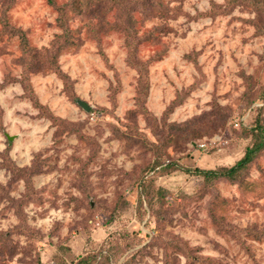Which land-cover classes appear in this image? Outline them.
Listing matches in <instances>:
<instances>
[{
  "label": "rangeland",
  "instance_id": "obj_1",
  "mask_svg": "<svg viewBox=\"0 0 264 264\" xmlns=\"http://www.w3.org/2000/svg\"><path fill=\"white\" fill-rule=\"evenodd\" d=\"M228 1L163 0L167 16L137 14L139 34L154 38L131 56L121 33L98 42L86 18L73 17L79 46L61 53L64 76L40 67L29 77L44 109L18 82L20 41L0 21V264L99 261L107 250L111 264H264V155L237 182L211 187L179 170L150 174L168 193L138 207L141 169L154 154L135 140L159 144L165 163L203 170L233 166L251 142L243 129L255 112L244 107L264 86V16ZM3 10L38 50L61 32L50 0H0V18ZM44 112L76 123L85 139L57 133ZM2 155L29 168L31 191Z\"/></svg>",
  "mask_w": 264,
  "mask_h": 264
},
{
  "label": "trees",
  "instance_id": "obj_2",
  "mask_svg": "<svg viewBox=\"0 0 264 264\" xmlns=\"http://www.w3.org/2000/svg\"><path fill=\"white\" fill-rule=\"evenodd\" d=\"M50 4L57 13L56 23L61 32L55 35L48 48H43L41 50L29 44L25 32L9 24L5 15L6 10H3L0 18L3 25L2 33L8 34L11 38L15 36L19 38L22 52L20 63L23 67V72L18 82L22 85L26 96L40 109L44 108L40 106L32 93L29 77L31 73L36 72L40 67L45 70H50L59 76H64L58 65V59L62 52L72 48H78L79 46L76 35L70 28V21L73 17L86 18V33L89 38L97 40L98 42L100 41L99 36L103 32L108 33L110 31H115L121 33L125 38L129 56H131V54L135 52L136 45L142 41H146L147 38H154L153 32L145 36L139 34L137 14L148 16L150 11L152 13L159 11L163 13L162 17H165L169 12L163 0H70L64 4H58L54 0H50ZM228 5L231 8L237 5H245L264 16V0H229ZM111 12L114 13L113 22L107 19V15ZM66 82H68V80H66ZM144 83L146 84V79L140 82L141 87ZM68 95L72 100L76 98L71 90H68ZM145 97L146 95L141 92V95L138 97V106L139 111L147 115L148 113L143 106ZM257 101L259 104L262 103V105L257 106ZM257 101L249 98L246 101L244 110L251 109L255 112L249 126L243 129L244 133L250 137L251 142L246 147L243 157L231 167H221L216 170H203L198 167L194 169L184 168L176 162L165 163L161 161V146L159 144L144 139L135 140L134 142L139 143L143 149L154 154L153 162L144 166L139 176L137 184L139 209H143L144 203L152 206V200L154 198H158V201L161 202L168 193L164 188L155 185V180L150 174L163 175L179 170L201 177L206 187H211L216 181L222 179L232 183L241 179L243 174L264 155V86L259 93ZM44 111H46V109ZM44 115L51 121L53 126L57 127V133H76L78 138L82 140L85 139L76 123L54 117L47 112H44ZM125 138L129 139L127 137ZM2 158L4 161L3 167L15 177L23 178L26 181L28 191H31L30 176L32 172L29 168L17 167L15 163L10 160L8 155H2ZM213 221L220 227H225V225H223L224 222L216 216H214ZM224 231L226 230L224 229ZM252 233H255V230L252 229ZM256 235V238L260 239L262 232ZM181 246L182 248L183 246L188 248L184 243H182ZM116 251H118V249H116ZM115 256V253L110 254L109 250H107V254L99 256V261H97L98 256L95 258L83 256L73 261L72 264H111ZM212 263H215V261ZM124 264H130V261H126ZM215 264H217V262Z\"/></svg>",
  "mask_w": 264,
  "mask_h": 264
},
{
  "label": "water",
  "instance_id": "obj_3",
  "mask_svg": "<svg viewBox=\"0 0 264 264\" xmlns=\"http://www.w3.org/2000/svg\"><path fill=\"white\" fill-rule=\"evenodd\" d=\"M78 104L85 110V111H89L90 110V107L87 105V104H85L84 102H82V101H78ZM8 139L9 140H12V138L11 137H8Z\"/></svg>",
  "mask_w": 264,
  "mask_h": 264
}]
</instances>
